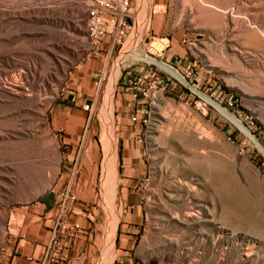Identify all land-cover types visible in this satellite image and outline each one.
<instances>
[{
    "label": "rangeland",
    "instance_id": "374dc122",
    "mask_svg": "<svg viewBox=\"0 0 264 264\" xmlns=\"http://www.w3.org/2000/svg\"><path fill=\"white\" fill-rule=\"evenodd\" d=\"M134 1L137 9L142 0ZM86 3L0 0V264L20 255L40 228L38 202L56 193L61 174L86 151L69 144L61 125L76 73L93 96L87 128L97 154L99 220L90 264L106 248V202L118 219L111 264H264V0H170L164 31L152 32L159 12L152 17L130 55L174 66L187 84L154 62L120 59L133 33L110 53L101 44L91 51ZM116 68L111 107H104ZM202 95L236 115L260 146ZM106 109L116 145L108 182ZM123 181L135 189L127 206L137 203L141 213L127 249L117 240Z\"/></svg>",
    "mask_w": 264,
    "mask_h": 264
},
{
    "label": "crops",
    "instance_id": "0c3cea01",
    "mask_svg": "<svg viewBox=\"0 0 264 264\" xmlns=\"http://www.w3.org/2000/svg\"><path fill=\"white\" fill-rule=\"evenodd\" d=\"M155 3H166V8L160 11L153 19L152 32L160 30L164 31L166 27L165 23L171 12L170 0H153ZM169 1V2H168ZM165 39V38H162ZM105 42L101 43L102 48L105 49ZM157 45L162 46V42H156ZM89 59H86V65L89 64L88 69H94L93 61L88 63ZM77 72V71H76ZM85 79L84 83H90L87 80L89 74H83ZM94 75V72H91ZM82 77V75H80ZM81 80L77 79V73L72 80V89L67 90L62 102L63 105V122L62 127L65 134H69L68 142L74 147L79 146L82 149V145L86 147V153L77 154L75 156L74 164L71 168L61 174L58 181L59 190H71L76 194V200L74 202V212L68 213L70 220H76L81 223L83 227V234H79L70 239V245L68 247V258L60 257L57 260V264H90L91 252L95 243V231L97 229V221L99 220L98 212L95 205L92 202V197L95 190V182L97 180V154L95 149V142H93L92 133L87 128L89 124V118L91 117L92 110L85 108V104L93 99L90 92L87 90L86 85L80 84ZM92 105V102H91ZM88 129V130H87ZM83 139V142H82ZM72 160V159H71ZM96 163V166H95ZM94 164V165H93ZM130 175H125L123 179L131 180ZM123 181V185L120 187L123 199L121 202L126 206L124 209V217L120 220L118 225V244L123 249L128 248V242L130 240L131 233L129 230L135 227L139 221H141V213L139 210V204L134 203L127 206V194L129 191H135L134 187L131 188L129 182ZM56 193L44 194L41 201L37 206L42 208L40 216L36 219L39 222L40 228L31 232L27 236V245L21 247L20 255L15 256L13 264H39V258L41 257V251L43 246L48 242L52 229L54 227L57 215H58V201ZM132 206V209H131ZM25 255H32L33 260L27 261ZM17 257V258H16Z\"/></svg>",
    "mask_w": 264,
    "mask_h": 264
},
{
    "label": "built area",
    "instance_id": "2783aa9c",
    "mask_svg": "<svg viewBox=\"0 0 264 264\" xmlns=\"http://www.w3.org/2000/svg\"><path fill=\"white\" fill-rule=\"evenodd\" d=\"M84 10L85 37L89 41L91 51L101 49L100 44L105 42L106 52L110 53L115 47L125 43L127 38L133 33V30L139 25V31L149 28L150 21L154 15L165 9L164 3H153L149 6L145 1L144 14L140 12V4L137 9L134 8V0H86ZM145 2V3H144ZM139 10V11H138ZM140 13V14H139ZM140 34V33H139ZM121 46V47H122ZM177 62L181 63V57ZM188 75L192 73L189 65L185 68ZM136 96V93L133 94ZM130 106V102L126 103ZM89 105L85 104V108ZM131 120L138 122L139 118L135 113L131 114ZM83 142V139H82ZM81 147L86 150L84 144ZM58 215L52 229L48 242L43 246L39 264H57L60 257L68 258V247L70 239L83 234L81 223L76 220H70L68 213L74 212V202L76 200L75 192L71 190L57 191ZM27 261L34 259L32 255H25Z\"/></svg>",
    "mask_w": 264,
    "mask_h": 264
},
{
    "label": "bare ground",
    "instance_id": "6f19581e",
    "mask_svg": "<svg viewBox=\"0 0 264 264\" xmlns=\"http://www.w3.org/2000/svg\"><path fill=\"white\" fill-rule=\"evenodd\" d=\"M143 1H145V0H142L141 2H143ZM139 9H140V12L143 13L144 4H140V8ZM139 28L140 27L137 24L136 30L134 29L133 34L130 36V40H131V42L133 44H130V42H129V44L126 45V47H125L126 49H124L120 59L121 58H134V60H135V59H140L141 58V59H145V60L154 62L155 64L159 65L163 70H165L169 74L173 75L174 77L178 78L184 84H187V80L185 79V77L174 66L169 65V64H167V63H165L163 61H159L157 59H154V58H152L150 56L133 57V56L130 55V53H131L130 51L132 50V48H134L135 43L137 41V38L140 35L139 34L140 33ZM119 64H120V62H119ZM113 69H114V67H113ZM118 72H119V68L118 69L116 68V71L114 70L113 73H110L111 75L109 76V79L107 81V84H106V87H105V90H104V93H103V103H104L103 105H104V107L105 106H107L108 108L111 107V100H112L111 99V94H112V91H113V87L116 84L115 80L117 78ZM202 96L204 97V99L206 101L214 104L215 107L217 108V110L221 113V115L225 119H227V120L233 122L234 124H236L239 128L242 129V131L244 133H246L254 141V143L259 145V143L257 142V139L254 136H252V134L249 132V130L244 126V124L241 122V120L236 115L232 114L230 111H228L227 109L223 108L220 104L214 102L208 96H205V95H202ZM105 111H106V115L108 117H107V123H106V128H107L106 130L107 131H106V134H105V136L103 138L104 139V144H105V156H104V163H103V169H102L103 170L102 171V179H103L104 182H108L110 177H111V167L113 166V162L115 161V156L116 155L114 154V151H115L114 147L116 148V145L114 146L115 142H114V139H113V132H112V127H111V122H110L111 111H110V109H106ZM104 182H102V185H103ZM106 203H107V211H108V215H109L108 222H107V224L105 226V235H104L105 236V242H106V248H105L103 257L100 259L98 264H111L113 259H114V255H116L115 252H114L113 243H114V239H115L114 238L115 232L117 231L116 230V225H117L118 219L116 220L115 219L116 217H114V215L111 214L114 211L112 209V206L108 202H106ZM250 254H251V252H250Z\"/></svg>",
    "mask_w": 264,
    "mask_h": 264
}]
</instances>
